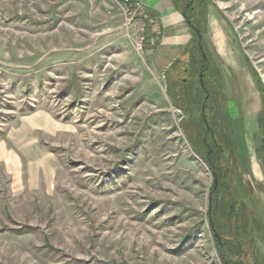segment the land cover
Returning a JSON list of instances; mask_svg holds the SVG:
<instances>
[{"label":"rangeland","instance_id":"374dc122","mask_svg":"<svg viewBox=\"0 0 264 264\" xmlns=\"http://www.w3.org/2000/svg\"><path fill=\"white\" fill-rule=\"evenodd\" d=\"M202 1L193 45L211 58L220 13L264 120V0ZM147 25L115 0H0V264H225L213 143L201 149L207 129L195 128L207 96L195 75L197 103L176 105L173 73L148 63Z\"/></svg>","mask_w":264,"mask_h":264},{"label":"crops","instance_id":"0c3cea01","mask_svg":"<svg viewBox=\"0 0 264 264\" xmlns=\"http://www.w3.org/2000/svg\"><path fill=\"white\" fill-rule=\"evenodd\" d=\"M141 1L146 12L156 21V26L147 31L146 53L150 67L163 74L167 81L170 78L175 80L180 73L175 72L174 67L184 58L185 62L193 66L185 73L186 77L190 76L193 83L191 78L195 75L198 77L199 70L197 71V66L195 68L192 65L193 60L187 58V54L191 50L192 54L194 52L201 55L198 44L193 45L195 35L199 34L194 28V25L199 26L198 18L192 17L197 14V9L189 6L186 8L190 9H184L187 0ZM217 14L220 17L213 16V22L207 24L210 43L205 48L211 49L210 76L214 80L210 87L213 100L209 102L207 112L211 114L216 124L228 130L236 151H239L238 159L233 166L234 185L237 190L236 196L240 197V200L244 199L248 206L246 213L243 214V224H250L248 231L252 244L249 256L243 255L242 248L239 249L240 258L245 264L253 261L255 264H264V164L259 157L263 148H258L261 147L259 136L264 137V120L261 119L262 99L252 80V74L241 65L239 50L231 39L228 22L220 13ZM201 47L204 49L203 45ZM170 73H173L171 77ZM190 81L185 79L187 84ZM171 92H178L176 86ZM203 97L202 91L201 98ZM220 115L225 118L224 124ZM240 146H244L241 151ZM223 234L226 236L224 231ZM232 246L237 248L234 243ZM236 259L238 260V257Z\"/></svg>","mask_w":264,"mask_h":264},{"label":"trees","instance_id":"16d2710c","mask_svg":"<svg viewBox=\"0 0 264 264\" xmlns=\"http://www.w3.org/2000/svg\"><path fill=\"white\" fill-rule=\"evenodd\" d=\"M200 1L201 3H203L202 0ZM195 2L196 0H193L192 2L189 0V2L184 6V9H186L187 6L193 8ZM196 58L197 54L194 52L192 54L191 52V58L189 59L194 61L192 65L195 64ZM189 64V62L184 61V58L180 59L177 62V65L174 67V69H177L176 72H179L180 74H178L177 79H170L171 88L176 86V90L179 92V94L171 92L172 98L175 100L176 105L178 104L179 107L184 110H186L187 107H192L193 104L195 105L197 103L192 94V81L191 85L185 82V73L190 70L191 67H193L191 66V64ZM198 91L200 94H202V87H199ZM189 101H192L193 103ZM200 110L202 111L201 107ZM205 114L206 111L204 112V114L201 113V121L197 126H195V128H203L202 123H204L205 128L207 129L205 137L200 138L198 143L201 149H205L207 145H209V143H207V139L209 137L213 143V147L210 148L212 154L210 155L209 162L216 176V182L213 187L212 198L214 195V201L217 203V207L215 208L212 205V209L210 210L209 214L211 223H214L213 232H216H214L215 242L221 249L222 258L225 264H231L230 261L226 259L227 256L232 261V264H245V262L243 263L240 258L241 255L239 249L242 248L243 255L249 256L251 252L250 247L247 244L248 241L246 239V235L241 230V225H243L244 217L243 215L239 216L237 214V207L240 205L239 202L242 203L240 201V197L236 196L237 190L234 185L235 171L233 166L235 165V162L238 159V153L236 151L235 145L232 143L233 141L230 135H228V130L220 124H214L215 121L213 120L211 114H208L209 120H207ZM220 117L222 124H224V116L220 115ZM184 130L186 131L185 127ZM230 144L235 147L234 151L229 150ZM222 146H225L228 149L225 150L224 148H222ZM216 149L219 150L216 151ZM220 190H223L224 201L222 204L220 200L217 199V194ZM220 214L221 220L219 219ZM214 221L216 222V225ZM223 231L226 233V236H224ZM233 243L237 246V248L232 246ZM237 257L238 260L236 259Z\"/></svg>","mask_w":264,"mask_h":264},{"label":"flooded vegetation","instance_id":"af4514ba","mask_svg":"<svg viewBox=\"0 0 264 264\" xmlns=\"http://www.w3.org/2000/svg\"><path fill=\"white\" fill-rule=\"evenodd\" d=\"M186 9H190V8L188 7ZM200 53H201L202 64L200 65V68L198 69L199 70L198 81L200 83L199 85H201V87L203 89L204 97L207 96V102H206L204 107H205V109H208L209 108L208 107L209 102L213 100L212 92L210 91V87H212L214 80L210 76L211 59L209 58L208 54L205 52L204 49L200 48ZM193 63H194V61L192 62V64Z\"/></svg>","mask_w":264,"mask_h":264},{"label":"built area","instance_id":"2783aa9c","mask_svg":"<svg viewBox=\"0 0 264 264\" xmlns=\"http://www.w3.org/2000/svg\"><path fill=\"white\" fill-rule=\"evenodd\" d=\"M115 1L121 2L128 11H135L137 13H140L143 20L148 24L147 25L148 30L149 28L156 26V21L153 18H151L150 15L146 12L144 8V4L141 0H115ZM144 42L145 39H142V43L139 46V50L143 49ZM262 160L264 164V157Z\"/></svg>","mask_w":264,"mask_h":264}]
</instances>
